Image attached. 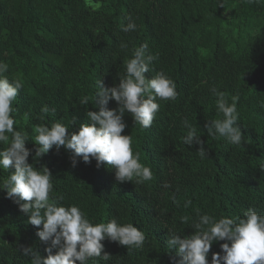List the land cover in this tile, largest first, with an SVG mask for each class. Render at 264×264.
Returning a JSON list of instances; mask_svg holds the SVG:
<instances>
[{"label": "trees", "instance_id": "16d2710c", "mask_svg": "<svg viewBox=\"0 0 264 264\" xmlns=\"http://www.w3.org/2000/svg\"><path fill=\"white\" fill-rule=\"evenodd\" d=\"M95 8L88 0H0V62L10 81L22 82L13 107L14 129L29 136L28 163L46 166L53 176V194L61 204H75L93 222L116 218L133 223L144 232L141 249L129 251L116 242L103 241L112 259L99 264H170L167 231L183 236L193 234L191 220L179 217L209 214L242 216L249 208L264 214V0H100ZM223 6L220 7L219 5ZM126 17L137 30L123 32ZM149 44L153 71L164 72L176 84L175 101H158L160 109L152 126L142 128L130 114L123 117L127 127L122 135L133 138V152L149 166L153 180L118 183L114 170L96 167L95 160L71 164V153L55 149L34 161V126L56 120L76 132L87 123V111H97L94 85L119 83L124 61L134 47ZM128 45L120 48L121 43ZM239 95L238 126L245 136L241 146L207 136L204 124L220 116L211 88ZM87 98L88 102L82 101ZM50 111L41 121V108ZM107 107H117L109 101ZM29 113V119L24 114ZM187 118L200 130L208 158L196 154L198 146L181 142ZM7 145L0 144V150ZM10 172L12 169L9 170ZM7 174L0 171V177ZM168 184L170 187L165 188ZM175 196L180 207L172 202ZM185 199L192 201L185 209ZM27 216L6 193L0 191V264H30L19 245L30 246L46 257L49 245L35 235L39 230L27 223ZM219 241L208 254L220 253ZM55 250H53V254ZM104 253H101L103 255ZM222 254V253H221ZM88 264H94L89 260Z\"/></svg>", "mask_w": 264, "mask_h": 264}, {"label": "clouds", "instance_id": "9594fccd", "mask_svg": "<svg viewBox=\"0 0 264 264\" xmlns=\"http://www.w3.org/2000/svg\"><path fill=\"white\" fill-rule=\"evenodd\" d=\"M95 8L101 6L100 0H88ZM220 7L223 5L220 4ZM126 25H121L123 32L137 30L131 17ZM126 43H121L122 50L127 49ZM159 54L149 52L148 42L134 47L131 57L124 61V74L118 77L119 83L105 87L99 79L94 88V104L97 111H87V123H80L76 132L69 131L68 124L56 120L50 124L40 123L34 126L32 142L37 146L34 161L55 149L59 153L63 148L71 153V164L75 167L78 159L85 164L95 160L96 167L105 165L114 170L118 183L135 181L143 184L153 180V172L149 166L141 163L139 152H133L131 135H122L127 127L123 117L130 114L135 124L142 128L152 126L160 109L158 101H175L178 97L175 82L164 72H156L150 78L145 74L153 71L152 62ZM8 66L0 62V144L7 145L0 150V171L6 176L0 177V191L6 193L18 206V210L27 216V223L39 229L35 235L49 246L44 249L46 257H42L33 247L19 245L21 255L30 259V264H88L92 260L99 264L100 260L109 261L112 257L104 251L103 241L116 242L127 248L141 249L145 242V234L133 223H120L116 218L107 222L93 223L79 206H65L60 203L63 197L53 194V176L46 166L37 169L28 163L30 150L25 147L29 136L24 131L14 129L16 120L14 102L22 88L19 79L10 81L4 75ZM215 97V106L220 118L207 120L204 124L207 136L212 139H223L228 144L241 146L245 136L237 122L239 113L237 104L239 95H232L211 88ZM109 101H115L117 107L109 109ZM83 103H87L85 98ZM55 109L48 106L41 108V121ZM29 119V113L24 114ZM186 133L181 142L191 148L198 146L196 154L201 160L208 158L205 142L200 139V130L196 124L187 118L182 120ZM12 169L10 172L9 170ZM165 188L170 185L165 184ZM176 207L180 201L172 197ZM190 199H185L183 207L191 205ZM191 220L193 234L183 236L179 231H167L166 244L168 249H175V255H170V264H209L207 259L212 245L219 241L220 253H212L211 264H264V214L249 208L242 216L217 219L209 214L196 217L182 215L181 224ZM0 243H4L0 241ZM53 250L55 253L53 254ZM101 253H104L101 255ZM222 253V254H221Z\"/></svg>", "mask_w": 264, "mask_h": 264}]
</instances>
